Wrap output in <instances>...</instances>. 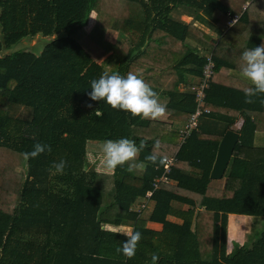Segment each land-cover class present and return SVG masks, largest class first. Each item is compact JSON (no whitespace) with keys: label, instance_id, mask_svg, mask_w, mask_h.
<instances>
[{"label":"trees","instance_id":"16d2710c","mask_svg":"<svg viewBox=\"0 0 264 264\" xmlns=\"http://www.w3.org/2000/svg\"><path fill=\"white\" fill-rule=\"evenodd\" d=\"M249 1L262 0H0V160L17 168L0 165V264H151L152 254L157 264H264V146L255 144L264 95L246 104L239 72L241 53L264 44L256 36L264 15L259 9L253 23L248 8L229 26ZM38 35L52 38L40 53L7 52ZM207 53L215 62L209 111L183 139ZM105 70L142 78L166 104L165 117L142 120L91 101L90 82ZM229 129L239 141L224 176L212 179ZM121 138L146 143L137 157L146 168L117 167L106 196L88 145ZM157 140L159 154L175 158L170 170L145 161ZM36 143L51 152L25 161ZM60 159L64 174L53 175ZM6 180L19 190L5 189ZM231 214L244 215L247 229L229 251ZM125 229L142 234L132 259L116 251Z\"/></svg>","mask_w":264,"mask_h":264},{"label":"clouds","instance_id":"9594fccd","mask_svg":"<svg viewBox=\"0 0 264 264\" xmlns=\"http://www.w3.org/2000/svg\"><path fill=\"white\" fill-rule=\"evenodd\" d=\"M239 72L240 76L248 82V86L241 89L245 95L244 102L253 104L256 102V97L264 95V44L245 49L241 53ZM90 88L88 96L91 101H105L112 109L130 113L133 118L140 117L142 120L157 121L164 118L167 113V106L160 102L159 94L132 72L125 77L118 72L109 73L105 70L98 79L91 80ZM87 107L91 108L92 104H88ZM96 114L102 115L99 110ZM145 147L144 141H141L138 146L135 140L128 138L104 141L100 149L102 153L100 163L104 174H112L117 167L124 165H127L129 172L143 171L146 164L137 163V157ZM160 148V141H155L153 150L145 157V161L157 166L165 165L167 157L159 154ZM45 152H51V146L36 143L32 151L23 153V158L25 161L35 159ZM66 167L67 161L60 159L52 163L49 171L53 175H63ZM116 234L126 237L122 246L116 249L117 253H121L127 259H132L136 254L142 234L133 230H125ZM159 259L157 254H152L151 264H157Z\"/></svg>","mask_w":264,"mask_h":264},{"label":"rangeland","instance_id":"374dc122","mask_svg":"<svg viewBox=\"0 0 264 264\" xmlns=\"http://www.w3.org/2000/svg\"><path fill=\"white\" fill-rule=\"evenodd\" d=\"M179 15V14H178ZM183 14L181 13L179 16L181 17ZM96 17V13H92L91 15V21H93ZM258 21V20H257ZM112 37V36H111ZM113 41H116L118 43H122L123 44V41H125L123 39V37H119V36H114L113 38ZM52 41V38L51 37H46V36H43V35H38L34 38H31V37H26L24 39H22L20 42H18L16 45L12 46L11 49H9L7 52H15V51H18V50H31L35 53H40L44 46L51 42ZM128 43L123 47L124 49H126L128 47ZM6 52V51H5ZM105 58H101L99 61L100 62H103V60H105ZM108 69H112L113 68V64H110L108 67H106ZM103 144V142H98V141H92L89 143L88 145V160H90V167H93L95 166L96 170L98 171V173L100 174V178H99V183H101L102 185H104L105 187V191L107 190L108 192L112 190V187L114 185V176H113V173L112 174H107L105 175L104 172H103V168L101 166V145ZM255 144L257 146H264V132H261L259 133L257 136H256V139H255ZM94 161V162H93ZM93 164V166H92ZM0 165H3V166H9V165H6L4 164L1 160H0ZM11 167L13 170H16L17 168L15 166H9ZM135 172V171H134ZM137 172H140V171H137ZM143 172V171H142ZM6 185L9 187L8 188H5V189H8L10 191H12L11 189H15L17 187V184L14 182H11L9 180L6 181ZM14 191V190H13ZM106 191V196H108V192ZM16 192V191H15ZM231 218V223H230V231H229V241H228V250L231 251L232 249V241L234 240H239L238 242L239 243H243L245 242V237H246V234H245V231H246V218H241V217H230ZM175 219V218H174ZM243 221H244V226H243ZM109 227V226H108ZM113 228V227H111ZM115 229V228H114ZM118 229H123V228H118ZM126 230V229H125ZM241 232V234H240ZM240 236V237H239Z\"/></svg>","mask_w":264,"mask_h":264},{"label":"built area","instance_id":"2783aa9c","mask_svg":"<svg viewBox=\"0 0 264 264\" xmlns=\"http://www.w3.org/2000/svg\"><path fill=\"white\" fill-rule=\"evenodd\" d=\"M247 6H245L246 8ZM240 18V15H233L231 16L229 26H232L235 24ZM207 58V63L204 66V75L199 81V86L197 87V94H196V101H197V110L195 113L192 114V116L187 120L186 125L184 128L181 129V137L184 139L187 136L191 134V131L197 127L200 116L209 111V108L206 106L204 100L206 97V88L209 86V81L211 77L214 74V68H215V62L213 60L212 54H205ZM175 161V158L168 157L167 158V169L170 170L172 167V162ZM161 179H159L157 182H159ZM162 180H167V176L163 177ZM152 194V192H150Z\"/></svg>","mask_w":264,"mask_h":264},{"label":"water","instance_id":"95a60500","mask_svg":"<svg viewBox=\"0 0 264 264\" xmlns=\"http://www.w3.org/2000/svg\"><path fill=\"white\" fill-rule=\"evenodd\" d=\"M239 137L240 134L232 129L227 130L224 134L220 141L217 157L211 171L212 179H221L224 176L236 144L239 141Z\"/></svg>","mask_w":264,"mask_h":264},{"label":"crops","instance_id":"0c3cea01","mask_svg":"<svg viewBox=\"0 0 264 264\" xmlns=\"http://www.w3.org/2000/svg\"><path fill=\"white\" fill-rule=\"evenodd\" d=\"M254 5V9L253 8H251V6H253ZM245 6H247L246 8H245ZM256 7V8H255ZM249 8V11H250V14H249V17H250V19H251V21L253 22V23H256L257 22V20H258V15H259V9L261 10L260 11V14L263 16L264 15V0H262V1H260V2H256L255 4L252 2V1H249V2H245L244 4H241V6H240V9H239V11H237V13H235L236 15H240V17H241V14L245 11V10H247ZM234 14V15H235ZM182 20H184V21H186L187 23H189V22H191V21H194L195 22V24H200V26H201V28H203V29H205V30H208V31H210L211 29H210V27L209 26H214V24L211 22V24L210 25H207V23H201V22H199V21H195V19L193 18V16L192 15H186V14H183L181 17H180ZM240 19V18H239ZM260 27V29H258L257 30V32H259L260 30H261V34H259V35H256L257 37H259L260 38V35H263V36H261V37H264V23L261 25V26H259ZM105 58V57H104ZM171 65H174L173 63H171ZM238 70V69H237ZM226 73H228V72H231V73H233V74H235V75H238V71H236V70H224ZM196 79H191V81L192 82H194ZM198 80V79H197ZM7 181V180H6ZM6 181L4 182V187L5 188H8L9 189V187L6 185ZM14 183V182H13ZM17 184V183H16ZM19 185L17 184V187L14 189H11L12 191L14 190V191H18L19 190ZM232 216H236V217H241V218H243V220H244V218H245V216L244 215H238V214H231L230 216H229V223H231V218L230 217H232ZM231 226V225H230ZM243 226H244V221H243ZM230 231V230H229ZM240 234H241V232H240ZM240 237V236H239ZM237 241H239V240H237Z\"/></svg>","mask_w":264,"mask_h":264}]
</instances>
